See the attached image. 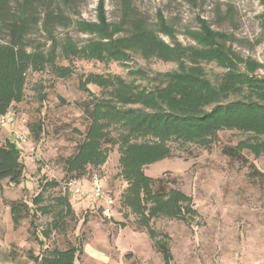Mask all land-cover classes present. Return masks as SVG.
<instances>
[{
  "label": "rangeland",
  "instance_id": "obj_1",
  "mask_svg": "<svg viewBox=\"0 0 264 264\" xmlns=\"http://www.w3.org/2000/svg\"><path fill=\"white\" fill-rule=\"evenodd\" d=\"M21 2L9 0L14 14ZM49 2L70 17L65 24L44 25ZM133 4L156 40L127 39L133 34L128 25L116 30L121 0H74L72 8L61 0L39 4L41 21L23 39L24 55L16 51L17 61L28 63L18 66L23 80L16 90L24 95L22 101L10 107L16 125L28 129V138L19 146L24 164L19 180L5 179L0 185V264H39L44 256L52 261L54 249L75 246L78 237L84 239V252L78 253L76 264H166L147 229L122 204L128 179L122 174L124 147L117 139L128 133L129 124H110L106 138L94 135L96 142L88 143L86 151L100 147L104 161L82 157L85 172L68 170L66 159L77 153L91 123L87 105L114 103L140 115L137 122L174 110L161 92L179 103L188 98L201 113L233 102L252 101L264 108V0ZM163 20L169 28L162 26ZM7 30L0 23V44L10 41ZM201 36L206 41L201 42ZM174 74L189 76L190 85L169 94ZM38 123L42 130L36 137L32 128ZM257 127H226L206 146L172 140L171 154L152 163L151 154L157 157L158 148L144 144L149 137L129 144L133 159L128 162L141 157L147 176L184 192L197 211L189 222L170 215L152 220L155 237L166 240L171 250L170 264H264V127ZM8 138L13 140L10 129L0 128V142ZM237 146L239 155L229 153ZM95 174L104 196L74 197L68 183L75 179L88 192ZM109 200L113 204L108 217L103 210ZM13 203L27 208L18 223L12 219Z\"/></svg>",
  "mask_w": 264,
  "mask_h": 264
},
{
  "label": "trees",
  "instance_id": "obj_2",
  "mask_svg": "<svg viewBox=\"0 0 264 264\" xmlns=\"http://www.w3.org/2000/svg\"><path fill=\"white\" fill-rule=\"evenodd\" d=\"M42 1L43 0H23V2H21L20 12L14 14L9 0H0V23L1 26L8 29L7 31L10 34L9 43L0 44V115L5 113L14 101H22L21 98L24 96L20 94L21 92L16 90L19 88L21 80H23L22 72L18 69V66L25 67L28 62L26 59L17 61L16 55L17 52L24 53L23 49H25L26 43L23 42V39L28 35L30 28L38 25L41 21V13H38V6ZM61 2L66 8L74 7V0H61ZM121 5V21L119 25L113 24L114 27L117 28L116 30H121L128 25L133 34L127 37V39L156 40L157 36L146 28V22L134 6L133 0H121ZM48 6L49 9L46 10L45 13L44 25L52 27L56 23L65 24L66 21L70 19L62 7H60L61 10H54L50 2ZM162 24L164 28H169L165 20L162 21ZM110 25L109 23V26ZM203 37L204 36H201L198 39L204 42L206 39ZM211 38L212 35L209 34V40ZM37 57L41 56L37 55ZM171 76L173 80H170L168 84L170 87L169 94L172 90H174V92L179 91L180 86H184L183 89H185L190 85L187 79L189 76L178 74ZM15 85L16 88H14ZM161 93L163 94L161 96L165 98L164 101L174 110L171 109L169 112H164L158 115L154 120H149L147 118L137 122L140 115L138 116L134 111L121 109V107L114 105V103L107 104L108 106L103 108L98 105L91 108L87 105L88 108H90L88 109V113L90 114L91 123L87 126L88 128L84 138L85 141L78 145L75 155L66 159V164L69 171H76L77 175H81L85 172L84 162H86L84 161L81 163L83 161L81 159L82 157L84 159L88 158L89 162L92 163L96 159H98V161L99 159H101V161L103 160V157L98 155L102 151L99 150L100 147L96 149L94 146L89 148L88 151L85 149L88 143L93 144V141H95L93 136L96 135L101 140L103 137H107L108 125L129 124V127H127L128 133L126 131L125 133L122 132L117 139L124 147L121 159L123 160L125 169L122 174L128 179V186L122 196V204L136 215L137 224L147 229L158 251L162 252L165 256L166 264H170L172 260L171 250L166 240L163 241L155 237L158 233L151 225L152 220L163 215H170L188 221L197 214V211L191 205L190 197L184 192L176 188H168L166 184H164L162 178L147 176L140 167L142 166V162L139 161L141 157L137 156L135 161L128 162L129 159H133L131 158L132 156H130L132 153L129 154L128 151L129 144L132 140H137V138L149 137L147 139L148 141L144 144H155L158 148L156 153L157 157H154V152L152 153L149 151L154 158L150 161L152 163L155 160L166 158L171 154L168 143L172 140H181L183 142L198 141L206 146L208 142L216 136L218 130L225 129L226 127L243 130H257V125L264 127V121H259L258 123L255 121L256 117L260 115L264 117V108L252 101L233 102L229 105H219L210 112L201 113L199 110L194 109L195 103L188 98L183 100L182 103H179L178 98H173V95H168V93L165 92ZM182 96H185V94L182 93ZM242 117L246 119L241 121ZM150 119L152 118L150 117ZM32 129H34L35 136L38 137L42 130V123H38L35 128ZM152 137L157 140L152 139ZM143 147L144 146H141L139 149ZM228 150L232 155H239L241 153L239 151V146ZM20 155L21 148L11 138L0 143V185L5 179H9L11 183L19 180L20 174L23 173L22 167H24L22 161L19 160ZM262 174L264 175V173ZM38 200L39 198L36 196L34 204H38ZM23 208L26 207L21 204L13 203L11 211L12 219L15 223L19 222L21 212L27 210V208ZM69 209H71V205H69ZM71 212L74 211L71 210ZM65 219L66 218H64L62 222L59 221L61 227L65 226ZM63 223L64 225H62ZM34 234L40 238V232L37 231V229ZM164 238H167V235L164 236ZM76 240L78 243L66 250L54 249L53 253H57V255L52 261L49 257H40L39 264H76L78 253L84 252V239L78 237Z\"/></svg>",
  "mask_w": 264,
  "mask_h": 264
},
{
  "label": "built area",
  "instance_id": "obj_3",
  "mask_svg": "<svg viewBox=\"0 0 264 264\" xmlns=\"http://www.w3.org/2000/svg\"><path fill=\"white\" fill-rule=\"evenodd\" d=\"M0 128L1 129L9 128L10 135L12 136L13 141H15L18 146H23L24 143L27 142L28 129H26V127L19 128L16 125V112L12 106L9 107L5 113L0 115ZM68 184L72 186V189L74 191V197L76 196L83 197V195L89 194L91 198L99 199L103 197L105 194L104 186L102 184L100 177L97 174L93 176L92 189L88 192L82 191L80 187H78V182L75 179L71 180ZM112 204H113V201L109 200V204L103 210V213L105 216H108V217L111 216Z\"/></svg>",
  "mask_w": 264,
  "mask_h": 264
}]
</instances>
